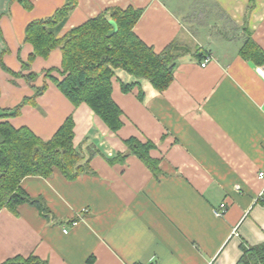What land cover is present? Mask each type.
<instances>
[{
	"label": "crops",
	"instance_id": "0c3cea01",
	"mask_svg": "<svg viewBox=\"0 0 264 264\" xmlns=\"http://www.w3.org/2000/svg\"><path fill=\"white\" fill-rule=\"evenodd\" d=\"M66 1L0 0V123L48 141L72 116L74 146L85 160L93 155L91 171L75 180L59 170L23 180L50 215L30 204L2 209L0 264L17 256L48 264H238L244 246L264 244V77L257 71L264 65L240 53L247 30L264 50V0L251 13L250 0H78L58 38L108 8L133 7L142 10L136 35L157 53L177 43L209 55L205 67L181 57L164 92L116 70L112 97L124 123L117 132L45 78L61 68V49L23 68L33 53L27 26ZM24 102L16 116L2 117ZM132 137L156 145L158 174L132 154L118 161ZM221 204L226 213L216 217Z\"/></svg>",
	"mask_w": 264,
	"mask_h": 264
},
{
	"label": "trees",
	"instance_id": "16d2710c",
	"mask_svg": "<svg viewBox=\"0 0 264 264\" xmlns=\"http://www.w3.org/2000/svg\"><path fill=\"white\" fill-rule=\"evenodd\" d=\"M256 1H249L248 13L255 9ZM25 5L31 8L29 2ZM77 6L78 0H67L52 17L31 22L27 26L25 42L33 46V53L23 68L28 69L37 57L48 58L52 51L61 49V68L48 71L45 78L50 79L74 106L87 104L113 132L119 131L124 125L123 111L112 97L116 70L121 69L139 80L145 79L156 90L164 92L174 81V70L181 57L193 55L198 62L209 58L201 48L193 50L177 43L157 53L136 35L134 29L142 16V10L133 7L125 10L108 8L96 18L58 38V33ZM114 23L118 30L110 35ZM246 32L241 56L257 66L264 65V50L253 40L252 34L248 30ZM53 72H57L61 78L53 76ZM16 75L26 77L29 82L37 77L33 73L27 76L22 73ZM134 87L135 84L122 85V90L129 93ZM46 88V85L38 88L34 98L40 96ZM140 98H143L142 91ZM26 102L4 113L2 117L16 116ZM0 137V211L7 208L16 212L20 205L30 204L48 218L50 210L46 203L42 199L30 197L22 188L23 180L27 177L48 178L55 170H59L68 180H75L91 171L90 159L93 155L85 160L74 146L72 116L48 141L42 140L27 127L16 129L8 122L0 123ZM125 144L128 154L120 155L118 161L123 162L132 154L154 174L159 173L160 161L151 156V151L156 149L152 141L141 142L132 137ZM1 264L48 263L36 256H17ZM238 264H264V244L249 248L244 246Z\"/></svg>",
	"mask_w": 264,
	"mask_h": 264
},
{
	"label": "built area",
	"instance_id": "2783aa9c",
	"mask_svg": "<svg viewBox=\"0 0 264 264\" xmlns=\"http://www.w3.org/2000/svg\"><path fill=\"white\" fill-rule=\"evenodd\" d=\"M209 60H210L209 58L206 59V60L204 61V63H202V66H203V67L207 66V64L209 63ZM257 71H258V73H259L260 75H262V76L264 77V71H263L261 68H258ZM259 176H260V177H264V173H260ZM226 210H227V205H226V204H221V205L219 206V208H217V209L214 211V213H215L216 217H222V216L225 215ZM84 211H85V210H84ZM77 224H78V222L74 221L72 225H73V226H76ZM64 232H65V233H68L67 230H65Z\"/></svg>",
	"mask_w": 264,
	"mask_h": 264
},
{
	"label": "water",
	"instance_id": "95a60500",
	"mask_svg": "<svg viewBox=\"0 0 264 264\" xmlns=\"http://www.w3.org/2000/svg\"><path fill=\"white\" fill-rule=\"evenodd\" d=\"M117 25L114 23L113 24V30L110 32V35H113V34H115L116 32H117Z\"/></svg>",
	"mask_w": 264,
	"mask_h": 264
},
{
	"label": "rangeland",
	"instance_id": "374dc122",
	"mask_svg": "<svg viewBox=\"0 0 264 264\" xmlns=\"http://www.w3.org/2000/svg\"><path fill=\"white\" fill-rule=\"evenodd\" d=\"M178 11H179V9L178 8H176ZM81 155V154H80ZM82 157V156H81Z\"/></svg>",
	"mask_w": 264,
	"mask_h": 264
}]
</instances>
